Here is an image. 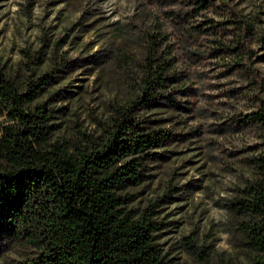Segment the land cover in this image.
I'll use <instances>...</instances> for the list:
<instances>
[{"label": "trees", "instance_id": "16d2710c", "mask_svg": "<svg viewBox=\"0 0 264 264\" xmlns=\"http://www.w3.org/2000/svg\"><path fill=\"white\" fill-rule=\"evenodd\" d=\"M219 1L218 19L205 13L214 8L211 0H185L173 18L187 57L219 60L224 72L251 85L253 109L231 119L260 130V145L248 157L256 176L239 188L229 207L256 251L250 264H264V79L256 65L264 55L252 45L255 39L264 45V25L256 28L229 0ZM201 15L204 28L195 24ZM201 34L208 36L209 47L193 49V38ZM169 35L160 19L143 29L145 55L127 70L133 95L112 105L101 132L78 130L74 140L52 138V111L40 102L51 76L20 83L0 62V240L28 248L32 255L20 264H168L158 241L156 204L138 213L129 207L135 198L129 189L144 181L157 149L175 137L153 112L190 110V101L178 97L185 95L188 75L180 73ZM118 61L126 68L130 57L121 51ZM42 62L39 56L34 61ZM186 243L197 251L192 236Z\"/></svg>", "mask_w": 264, "mask_h": 264}, {"label": "rangeland", "instance_id": "374dc122", "mask_svg": "<svg viewBox=\"0 0 264 264\" xmlns=\"http://www.w3.org/2000/svg\"><path fill=\"white\" fill-rule=\"evenodd\" d=\"M184 1L0 0V62L20 83L51 76L40 102L52 111L53 139L74 140L78 130L97 134L112 105L133 95L127 70L137 68L145 55L143 29L160 19L176 47L180 73L188 75L185 95L178 97L190 101V110L153 112L152 117L163 116L160 123L175 137L157 149L144 181L129 189L135 194L129 207L141 213L156 204L158 241L168 264H250L256 251L239 231L240 218L229 204L256 176L248 157L260 145V130L237 126L231 115L253 109L254 94L240 75L224 72L219 60L187 57L173 18ZM229 1L256 28L264 25V0ZM211 2L217 7L205 13L218 19L220 1ZM205 19L198 16L195 24L204 28ZM207 37L193 38V49L208 48ZM252 45L264 55L263 44L255 39ZM121 51L130 57L126 68L118 61ZM256 65L264 79V58ZM189 236L196 252L188 248ZM28 255L27 247L0 240V264H20Z\"/></svg>", "mask_w": 264, "mask_h": 264}]
</instances>
